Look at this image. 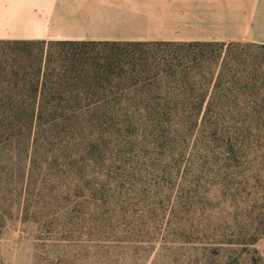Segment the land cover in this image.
I'll list each match as a JSON object with an SVG mask.
<instances>
[{
	"label": "rangeland",
	"instance_id": "1",
	"mask_svg": "<svg viewBox=\"0 0 264 264\" xmlns=\"http://www.w3.org/2000/svg\"><path fill=\"white\" fill-rule=\"evenodd\" d=\"M42 47L0 40V65ZM162 51L193 76L166 99L0 149V264H264V48Z\"/></svg>",
	"mask_w": 264,
	"mask_h": 264
},
{
	"label": "trees",
	"instance_id": "2",
	"mask_svg": "<svg viewBox=\"0 0 264 264\" xmlns=\"http://www.w3.org/2000/svg\"><path fill=\"white\" fill-rule=\"evenodd\" d=\"M36 43L43 45L37 54L36 66L15 62L17 66L7 70L0 65V149L20 138L39 140V136L50 127L53 134L58 126L105 122L127 115L136 109H132L131 102L162 101L168 96L166 80L187 83L193 79V76L179 73L178 69L183 66L180 55L162 49L216 45ZM218 79V76L214 77V85ZM6 84L12 88L7 89ZM205 109L204 106L182 109L157 105L147 106L143 111L156 116H179L191 112L195 119H203L209 111L207 107L203 115Z\"/></svg>",
	"mask_w": 264,
	"mask_h": 264
},
{
	"label": "crops",
	"instance_id": "3",
	"mask_svg": "<svg viewBox=\"0 0 264 264\" xmlns=\"http://www.w3.org/2000/svg\"><path fill=\"white\" fill-rule=\"evenodd\" d=\"M0 40L264 46V0H0Z\"/></svg>",
	"mask_w": 264,
	"mask_h": 264
}]
</instances>
